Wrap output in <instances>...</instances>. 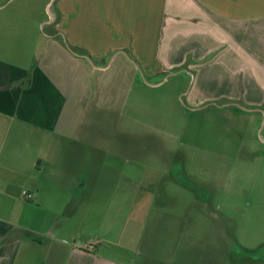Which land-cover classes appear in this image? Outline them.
Returning a JSON list of instances; mask_svg holds the SVG:
<instances>
[{"label":"rangeland","instance_id":"rangeland-1","mask_svg":"<svg viewBox=\"0 0 264 264\" xmlns=\"http://www.w3.org/2000/svg\"><path fill=\"white\" fill-rule=\"evenodd\" d=\"M5 1L15 20H27L22 33L37 40L6 58L30 70L48 47L61 1ZM116 64L104 77V102L97 100L104 111L89 106L85 114L91 100L78 99L76 131L63 132L62 121L51 146L40 147L44 179L13 175L3 186L37 196L30 184L42 183L60 213L47 214L49 223L63 219L56 228L70 233L86 216L79 241L90 239L113 257L121 248L166 259L180 245L189 257L264 263V114L192 106L191 79L181 69L148 75L136 67L119 77ZM90 91L96 93L94 79ZM34 137L17 138L12 154L26 156Z\"/></svg>","mask_w":264,"mask_h":264},{"label":"crops","instance_id":"crops-1","mask_svg":"<svg viewBox=\"0 0 264 264\" xmlns=\"http://www.w3.org/2000/svg\"><path fill=\"white\" fill-rule=\"evenodd\" d=\"M60 1L48 47L27 70L6 57H18L14 49L37 40L22 33L21 24L27 20H15L10 2L0 0V180L13 175L44 179L39 163L46 150L40 147L47 142L51 146L50 138L61 132L62 121L63 132L75 128L78 99L91 100L85 114L89 106L104 111L97 100L104 102V77L116 62L119 77L123 71L136 74V67L148 75L181 69L191 79L187 102L192 106L264 114V0ZM13 24L19 26L16 33ZM93 79L95 94L90 91ZM21 137L38 141L33 139L26 156H14L12 145ZM25 166L29 171L21 169ZM39 184L31 182L37 196L30 190L31 198L25 200L22 194L9 193L0 181V264L247 263L189 257L180 245H170L172 255L166 259L153 252L143 258L137 250L121 248L117 257L113 251L101 253V245L79 241L86 216L70 233L56 228L63 219L49 223L47 214L56 218L60 213ZM41 210L44 218L39 217Z\"/></svg>","mask_w":264,"mask_h":264},{"label":"built area","instance_id":"built-area-1","mask_svg":"<svg viewBox=\"0 0 264 264\" xmlns=\"http://www.w3.org/2000/svg\"><path fill=\"white\" fill-rule=\"evenodd\" d=\"M22 196L24 197L25 200H30L31 195L28 192H22Z\"/></svg>","mask_w":264,"mask_h":264}]
</instances>
